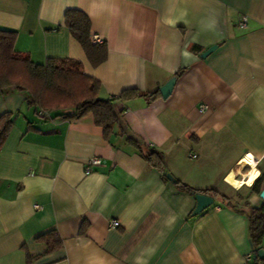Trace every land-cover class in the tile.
<instances>
[{
	"label": "crops",
	"instance_id": "crops-1",
	"mask_svg": "<svg viewBox=\"0 0 264 264\" xmlns=\"http://www.w3.org/2000/svg\"><path fill=\"white\" fill-rule=\"evenodd\" d=\"M69 8L88 16L93 41L106 42L96 67L64 25ZM0 29L15 31L14 48L35 63L79 60L102 98L159 90L180 71L167 98L118 100L108 138L91 114L51 118L23 92L0 91V115L13 114L0 147V264H243L245 202L261 199L234 197L227 177L246 180L251 154L264 186V0H0ZM127 135L160 150L164 172ZM92 157L101 163L85 174ZM168 173L229 202L191 215L194 195ZM49 230L62 246L46 252L36 237Z\"/></svg>",
	"mask_w": 264,
	"mask_h": 264
},
{
	"label": "trees",
	"instance_id": "trees-1",
	"mask_svg": "<svg viewBox=\"0 0 264 264\" xmlns=\"http://www.w3.org/2000/svg\"><path fill=\"white\" fill-rule=\"evenodd\" d=\"M64 25L78 41L91 66L96 67L107 58L105 41L91 39V23L81 10L69 8L64 13ZM16 33L13 30L0 29V91L15 89L25 94V102L37 112L51 118L74 119L91 114L94 123L100 126L105 138L113 132L123 109L117 107L120 99L144 96L148 101L160 97L159 90L141 92L137 88L124 89L117 96L102 98L99 96L101 83L84 71L82 63L74 58H48L44 63L33 62L29 55L14 48ZM193 46V50H198ZM180 72V71H179ZM177 72L175 76L179 74ZM12 113L6 111L0 115V147L12 125ZM126 140L135 146L140 155L151 165L164 172L163 153L143 141L127 135ZM165 175V173H164ZM260 178L248 186L250 192L259 193ZM177 189L191 195L205 193L229 202L228 196L213 188H195L178 179L172 180ZM248 207V233L251 245V264H264V258L257 256L264 237V202ZM46 245V252L62 246V240L55 230H49L36 237Z\"/></svg>",
	"mask_w": 264,
	"mask_h": 264
},
{
	"label": "water",
	"instance_id": "water-1",
	"mask_svg": "<svg viewBox=\"0 0 264 264\" xmlns=\"http://www.w3.org/2000/svg\"><path fill=\"white\" fill-rule=\"evenodd\" d=\"M216 48H217V44H214V45L208 47L206 50H204L200 54V57L204 58L207 54H209L210 52H212ZM175 80H176V76L173 75L164 84H162L159 87V92H160V95L162 98H167L171 94V91H172L174 84H175ZM167 177L170 180H174V178L169 173L167 174ZM258 195H259V198L264 202V186L261 188ZM194 199H195V207L193 208L191 215H197V214L201 213L202 211L207 209L209 206H211L213 204V201H214L213 197H211L210 195L205 194V193H196L194 195ZM257 256L259 258H264V248L261 247L258 249Z\"/></svg>",
	"mask_w": 264,
	"mask_h": 264
},
{
	"label": "built area",
	"instance_id": "built-area-1",
	"mask_svg": "<svg viewBox=\"0 0 264 264\" xmlns=\"http://www.w3.org/2000/svg\"><path fill=\"white\" fill-rule=\"evenodd\" d=\"M246 24H247V16H245V15H242L241 17H240V20L238 21V25L240 26V27H246ZM40 114H41V112H39ZM101 163V160H100V158H98V157H92V158H90L88 161H87V163H86V165H85V167H84V172H85V174H88V173H90L91 172V170H92V167L93 166H95V165H98V164H100ZM109 226L110 227H117V226H119V222L117 221V220H111L110 222H109ZM251 261H252V254H247L246 256H245V258H244V262H243V264H251Z\"/></svg>",
	"mask_w": 264,
	"mask_h": 264
},
{
	"label": "bare ground",
	"instance_id": "bare-ground-1",
	"mask_svg": "<svg viewBox=\"0 0 264 264\" xmlns=\"http://www.w3.org/2000/svg\"><path fill=\"white\" fill-rule=\"evenodd\" d=\"M246 163L252 166V169L248 172L246 180H236L232 175L227 177L228 183L235 189H240L243 184L251 185L257 177L258 170L255 167L254 160L252 159L251 154H247L244 159ZM241 162V161H240Z\"/></svg>",
	"mask_w": 264,
	"mask_h": 264
},
{
	"label": "rangeland",
	"instance_id": "rangeland-1",
	"mask_svg": "<svg viewBox=\"0 0 264 264\" xmlns=\"http://www.w3.org/2000/svg\"><path fill=\"white\" fill-rule=\"evenodd\" d=\"M248 192H250L248 187L240 188V189L236 190V193L234 194V197L245 196V194H247Z\"/></svg>",
	"mask_w": 264,
	"mask_h": 264
}]
</instances>
